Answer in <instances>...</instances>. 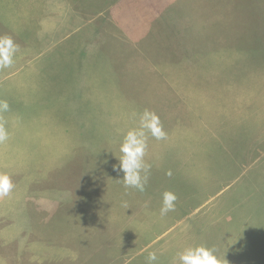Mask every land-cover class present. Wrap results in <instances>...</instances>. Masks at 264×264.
<instances>
[{"label":"rangeland","instance_id":"1","mask_svg":"<svg viewBox=\"0 0 264 264\" xmlns=\"http://www.w3.org/2000/svg\"><path fill=\"white\" fill-rule=\"evenodd\" d=\"M26 1L0 0L20 46L0 100L25 146L6 158L46 170L0 199V264H177L194 244L264 264V0H46L33 21ZM145 109L167 138L149 134L141 193L114 166ZM164 191L178 199L162 217Z\"/></svg>","mask_w":264,"mask_h":264},{"label":"clouds","instance_id":"2","mask_svg":"<svg viewBox=\"0 0 264 264\" xmlns=\"http://www.w3.org/2000/svg\"><path fill=\"white\" fill-rule=\"evenodd\" d=\"M20 46L14 41L11 35H0V71L8 69L15 63L16 54ZM9 104L7 100H0V113L7 112ZM5 121L0 118V144L8 141L10 133L5 127ZM149 134L156 140L167 138L163 129L160 117L151 110L145 109L139 116L137 127L129 129L123 136L119 146L121 155L117 158L118 171L123 172V185L127 188H134L139 192L145 191L148 180L150 164L145 162L146 149L148 147ZM15 188L11 176L7 172H0V199L10 196ZM178 197L172 191H164L159 209L160 215L166 216L169 212L175 211ZM155 252H150L147 257L148 264H155L157 261ZM177 264H224V260L216 254L213 247L205 244L188 245L176 254L174 258Z\"/></svg>","mask_w":264,"mask_h":264},{"label":"crops","instance_id":"3","mask_svg":"<svg viewBox=\"0 0 264 264\" xmlns=\"http://www.w3.org/2000/svg\"><path fill=\"white\" fill-rule=\"evenodd\" d=\"M43 2H44V7H45V5H46V0H38V2H37V0H27L25 3H24V10H27V13H28V15L30 16V18H31V20L33 21L35 18H38V16H39V12L41 11V9H43L44 7H42L43 6ZM81 26V25H80ZM84 30H86V29H84ZM83 31V30H82ZM82 31H80V32H82ZM73 48H70V50H72ZM87 51H90V50H88L87 49ZM67 52H68V50H67ZM68 53H71V52H68ZM74 53H75V50H74ZM81 67H79L78 69H80ZM68 78L69 77H67V78H63V81L66 83L67 82V80H68ZM32 83V82H31ZM22 99L20 98H16V101H17V103H19L20 101H21ZM42 107H43V111H41V124H43V123H45L44 122V120H48V121H50L49 119H46L45 118V116H47L46 114L51 110L50 109V105H49V102L46 100V98L44 99V101L42 102ZM52 111V110H51ZM18 113H20L19 112V110H17V108H16V106H13V104L11 103L10 104V109L7 111V112H4V113H1L0 114V117L4 120V121H8V124H9V127H10V129L8 128V131H9V133H10V140H12V143L11 144H9V145H6V144H3V145H1L0 144V166L3 168V169H1L0 168V172H7V173H9L10 174V176H11V178H14V176H17V177H19V178H21V180L22 181H29L31 178H34V177H36V176H38V177H41L42 178V175H40V174H38V173H40L41 172V170H42V168L44 169V171L46 170V163H41V161H35V162H31V160H30V158H29V155H28V153L29 152H26L25 154H24V157L25 158H28L27 160H23L21 157H20V153H19V155H18V157H17V159H16V161H15V163L12 165V164H10V163H8V161H7V154L11 151V147H12V145L13 144H16L18 147H20L21 149L19 150V151H21V150H24L25 149V146H23V145H20V144H18L17 143V141H16V134H17V131L15 130V128H14V124H13V122H14V120L16 119V117H17V114ZM51 115H49V116H47V117H49V118H52V117H50ZM40 124V125H41ZM5 125L7 126V124L5 123ZM46 125H48V124H46ZM35 132H36V134H40L41 136H43V134L41 133L42 131H44L40 126L39 127H37V126H35V128L33 129ZM35 134V135H36ZM52 134V133H51ZM53 134H56L57 135V133H53ZM52 134V135H53ZM59 135V134H58ZM9 140V141H10ZM9 143V142H8ZM31 145V144H30ZM43 146V145H47V146H49L50 145V150L53 152V153H56V152H60V153H62V150H61V148L62 147H60V148H58V147H55L54 146V144H53V142L51 143V144H49L48 143V141H47V143H45L44 141H43V143L42 144H38V146L40 147V146ZM27 150H30V151H32V149H27ZM6 154V155H5ZM53 157V156H52ZM61 157H62V154H59L58 156H57V154H55V156H54V160L55 161H53V165L51 166V167H53V166H55L56 164H57V158H60L61 159ZM31 159H32V156H31ZM40 164H42V166H40ZM200 165V164H199ZM48 166V165H47ZM25 168H31V169H37L36 171H28L27 173H28V176L25 178V177H23V172H24V170H25ZM22 176V177H21ZM36 179V178H35ZM26 194H28V193H26Z\"/></svg>","mask_w":264,"mask_h":264}]
</instances>
